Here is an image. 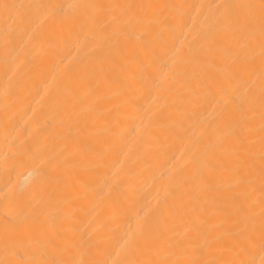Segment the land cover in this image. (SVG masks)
Instances as JSON below:
<instances>
[{"label": "bare ground", "instance_id": "bare-ground-1", "mask_svg": "<svg viewBox=\"0 0 264 264\" xmlns=\"http://www.w3.org/2000/svg\"><path fill=\"white\" fill-rule=\"evenodd\" d=\"M0 264H264V0H0Z\"/></svg>", "mask_w": 264, "mask_h": 264}]
</instances>
